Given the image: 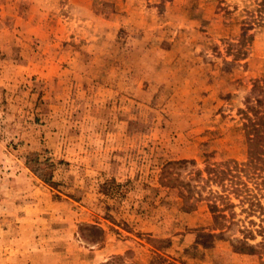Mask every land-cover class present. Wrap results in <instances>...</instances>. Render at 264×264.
<instances>
[{"label":"rangeland","instance_id":"obj_1","mask_svg":"<svg viewBox=\"0 0 264 264\" xmlns=\"http://www.w3.org/2000/svg\"><path fill=\"white\" fill-rule=\"evenodd\" d=\"M260 77L264 0H0V264H264L166 167L244 160Z\"/></svg>","mask_w":264,"mask_h":264},{"label":"trees","instance_id":"obj_2","mask_svg":"<svg viewBox=\"0 0 264 264\" xmlns=\"http://www.w3.org/2000/svg\"><path fill=\"white\" fill-rule=\"evenodd\" d=\"M244 103V113L260 117L244 160L230 159L224 165L205 164L199 169L194 160L182 159L169 161L166 167L192 165L188 179L180 180V172L175 178L185 190L182 208L189 212L204 200L212 215L209 230L228 240L234 251L257 254L264 252V78L253 81ZM231 230L235 235L226 236ZM257 236H261L259 241H255ZM113 259L115 264H126L123 256L101 264H114Z\"/></svg>","mask_w":264,"mask_h":264}]
</instances>
